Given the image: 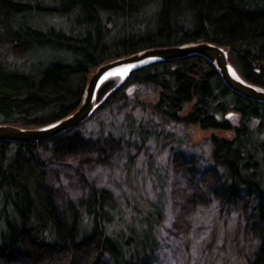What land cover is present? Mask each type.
I'll list each match as a JSON object with an SVG mask.
<instances>
[{
	"label": "trees",
	"instance_id": "1",
	"mask_svg": "<svg viewBox=\"0 0 264 264\" xmlns=\"http://www.w3.org/2000/svg\"><path fill=\"white\" fill-rule=\"evenodd\" d=\"M44 13L64 15L71 25L29 23ZM111 18L115 34L105 25ZM199 40L226 46L237 74L264 88V0H0V123L54 122L77 108L99 64ZM44 50L69 56L34 58ZM147 91L153 94L143 97ZM97 94L102 101L76 127L44 140H0V201L13 211L0 234V264H104L106 254L116 264H132L149 254L148 228L138 230L130 246L107 233L110 197L88 172L95 163L128 168L134 144L186 153L188 137L200 133L217 180L212 192L231 204L246 197V227L258 239L248 264H264V102L231 90L200 55L150 62L121 82L108 77ZM220 129L233 137H217ZM48 175L88 186L87 199L78 206L68 196L58 207Z\"/></svg>",
	"mask_w": 264,
	"mask_h": 264
},
{
	"label": "rangeland",
	"instance_id": "2",
	"mask_svg": "<svg viewBox=\"0 0 264 264\" xmlns=\"http://www.w3.org/2000/svg\"><path fill=\"white\" fill-rule=\"evenodd\" d=\"M41 5L46 4L43 1ZM40 15H32L29 23L64 29L71 25L64 15ZM105 25L110 34L117 32L113 18L107 19ZM36 54L35 59L69 56L62 50H44ZM12 58L20 59L15 55ZM112 78L120 80L122 77ZM83 128L87 130V124ZM214 134L225 139L233 137L229 130H216ZM188 138L190 144L186 153L170 154L151 143L140 149L134 144L131 146L134 157L128 168L123 167V163L114 170L99 163L90 168L89 178L100 189H106L110 197L105 229L112 238L130 246L127 242L136 237L135 233L148 228L153 249L144 257L132 260V264H248L258 239L246 227L250 222L244 214L246 197L241 196L231 204L223 202L218 192H212L213 187L217 188V180L206 158L209 143L202 138V133ZM155 172H158V178ZM70 175L74 181L76 175L72 172ZM48 176L58 207H65L68 196L78 206L87 199L88 186L76 185L63 176L60 181L53 175ZM2 204L0 201V234L6 228V219L13 216L10 204ZM148 216L151 217L149 224L145 221ZM122 253L129 259L128 250L124 249ZM104 264L116 262L106 254Z\"/></svg>",
	"mask_w": 264,
	"mask_h": 264
},
{
	"label": "water",
	"instance_id": "3",
	"mask_svg": "<svg viewBox=\"0 0 264 264\" xmlns=\"http://www.w3.org/2000/svg\"><path fill=\"white\" fill-rule=\"evenodd\" d=\"M189 55H200L214 63L225 84L234 92L264 102V88L245 81L237 74L229 62L226 46L205 40L167 46H151L99 64L87 78L80 104L66 116L39 127H23L10 123H0V140H44L78 126L90 117L93 110L102 101V99L97 100V90L106 79H102L103 76L115 66L129 64L132 65L131 70L150 62L176 59ZM230 68H233L236 76L230 72ZM125 76L120 79V82ZM151 94L153 93L147 91L142 96L145 97Z\"/></svg>",
	"mask_w": 264,
	"mask_h": 264
},
{
	"label": "bare ground",
	"instance_id": "4",
	"mask_svg": "<svg viewBox=\"0 0 264 264\" xmlns=\"http://www.w3.org/2000/svg\"><path fill=\"white\" fill-rule=\"evenodd\" d=\"M131 67L132 65H129V64H121V65L115 66L111 68L110 70H108L102 79L112 77V76L123 77L124 75H126V73L130 70ZM230 72L236 76V73L233 70V68H230Z\"/></svg>",
	"mask_w": 264,
	"mask_h": 264
}]
</instances>
